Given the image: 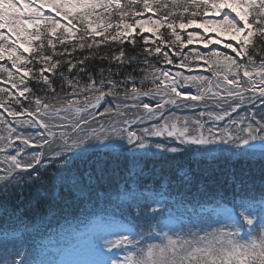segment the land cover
Returning a JSON list of instances; mask_svg holds the SVG:
<instances>
[{
  "label": "snow or ice",
  "instance_id": "snow-or-ice-1",
  "mask_svg": "<svg viewBox=\"0 0 264 264\" xmlns=\"http://www.w3.org/2000/svg\"><path fill=\"white\" fill-rule=\"evenodd\" d=\"M145 13L158 15L155 19L143 18ZM114 19L118 21L115 25ZM193 28L203 31L189 30ZM145 32L156 38L150 41ZM137 36L140 52L136 51ZM66 42L71 43V51ZM200 43L204 48L222 45L230 50L195 52V58L209 65L211 79L157 66L162 61L177 68L188 67L190 58L184 49ZM58 44L62 51H57ZM101 45L109 51L103 52ZM77 50L80 55L73 56ZM66 55L71 58L66 59ZM97 58L99 65H92ZM0 78L15 90L13 93L0 87V109L18 125L35 129L26 134L9 128L7 137L0 136V153L12 148L13 134L20 141L14 154L3 157L7 167L0 174V193L5 199L0 215L13 211L8 205L11 198L17 204L14 214H24L26 198L16 189L27 183L29 188L36 185L39 191V186L46 183L43 177L49 175L46 165L56 168L54 180L72 200L101 199V186L120 163L126 165L129 175L140 168L151 151L147 137L166 134L185 146L156 143L161 153L184 155L190 145H217L229 161L234 157L247 161L257 155L264 159V0H0ZM221 84L226 95L216 91L212 96L220 111L199 113V117L207 115L211 123L200 118H184L181 123L174 114L165 116V105L195 108L213 86L220 89ZM186 85L195 87L196 94H191V87ZM143 97L151 99L144 102ZM157 97L153 108L152 99ZM245 103L255 110L234 117ZM222 104L227 107L222 108ZM22 114L28 119H18ZM225 119L227 123L221 125ZM152 120L163 123H153L139 132L132 128ZM8 123L0 115V124ZM113 137L131 146L127 159L115 153L123 146ZM200 155H210V150L204 147ZM207 176L211 184L215 177L212 172ZM229 178L247 193L244 176L238 177L232 170ZM184 179L192 182L187 173ZM256 199L245 195L239 204L233 201L231 223L212 221L206 227L161 230L154 237L158 242L147 245L142 244V237L136 239L131 234L107 240L103 247L111 251L127 246V254L120 260L104 258L98 248L101 258L91 264H264V184L259 210L252 202ZM148 208L144 206L142 216ZM149 228L151 235L155 229ZM0 264L44 262L4 258Z\"/></svg>",
  "mask_w": 264,
  "mask_h": 264
},
{
  "label": "trees",
  "instance_id": "trees-1",
  "mask_svg": "<svg viewBox=\"0 0 264 264\" xmlns=\"http://www.w3.org/2000/svg\"><path fill=\"white\" fill-rule=\"evenodd\" d=\"M157 15L145 13L143 18L149 16L156 18ZM117 22L115 19L113 20L114 25ZM161 31L163 32L165 29H161ZM143 35L156 38L147 32ZM97 39L100 38L97 37ZM136 39V51L140 52L139 36ZM66 43L71 51V43ZM113 47H119V45H113ZM62 50V46L58 44L57 51ZM101 50L109 51L105 45H101ZM72 55L79 56L80 51L77 50ZM65 58L71 57L66 55ZM153 62L155 63V61ZM99 63L98 58L91 62L94 66H98ZM161 64H163L162 61L157 66ZM104 66L107 67V62ZM4 79L0 78V87H7L14 93L15 90L11 89L10 84H6ZM84 79L86 80V77ZM137 79L139 80V77ZM7 99L8 97H5V100ZM12 107L16 106L13 104ZM0 110L4 112L3 109ZM4 117L10 123L0 124V136L7 137L9 128H16L17 132H35V129L30 126L18 125L6 112H4ZM18 119L25 120L28 117L22 114ZM11 139L12 148L0 153L2 154L0 156V174H3L2 169L7 167L2 158L9 152L14 154L15 147L20 144V141L15 139V134ZM29 147H34V145ZM115 153H122L125 159L130 156V152L126 150L125 152L115 150ZM210 153L205 156L192 151H185L184 155L170 152L155 153V155L148 153V157L140 165V168L134 169L131 175L127 172L126 165L120 163L116 173L101 186V192L104 194L102 198L91 202L72 200L60 182L54 180L56 168L46 165L49 175L43 177L46 183L39 186V191H37L36 185L29 188L27 183H22L21 187L16 189L17 192L22 191L26 198L23 202L24 214H14L17 204L15 199L11 198L8 200V205L13 211L7 215H0V260L7 258L25 262L43 261L45 248L49 247L52 251L56 247L58 250L65 241L71 240V237L83 226V222L95 215L112 214L113 217L125 218L132 222L136 228L143 230L142 236H147L144 230L149 226L155 229L153 231L155 234L161 230L170 232V227L159 220V217L161 219L166 214H181L184 218L183 229L187 230L195 225L194 219L191 218L192 213L207 203L227 201L233 205V201L239 204L240 198L245 195L259 198L261 185L264 184V159L255 157L245 161L234 157L229 161L224 159L226 154H222L219 148L213 149ZM59 166L58 164L57 167ZM232 170L235 171L236 176H244L248 181L247 193L231 182L229 177ZM41 171L43 172V168ZM208 172H212L215 177L211 184H209ZM185 173L189 174L192 182L184 179ZM35 175L36 173H33V176ZM155 195L157 196L155 197ZM160 195H165L161 208L157 204ZM29 202L32 205L31 209ZM4 203L5 199L0 193V205ZM145 205L149 206L148 213L142 216L141 212ZM33 212L37 214L33 215ZM200 214L205 213L200 211ZM207 217L209 218V213ZM256 222L260 223L257 217ZM198 229L192 228L193 231H198ZM51 238L54 241H50Z\"/></svg>",
  "mask_w": 264,
  "mask_h": 264
},
{
  "label": "rangeland",
  "instance_id": "rangeland-1",
  "mask_svg": "<svg viewBox=\"0 0 264 264\" xmlns=\"http://www.w3.org/2000/svg\"><path fill=\"white\" fill-rule=\"evenodd\" d=\"M44 11L45 13L50 12L49 9H44ZM152 18L155 19V17H152ZM189 30L190 31H201V32L203 31V30H197L194 28L189 29ZM208 35L211 36L214 34L209 33ZM149 37L153 39L152 36H149ZM222 38L227 39L226 37H222ZM212 48H215L216 50H224L222 45L220 46L210 45L209 48H204L202 43L189 45L187 49L186 48L184 49V52L188 54L190 58L188 67L177 68L174 65H171V66L165 65L164 63L159 65L158 67L162 69H171L173 73H175L176 71H180L183 73V75H186V76L187 75H204L211 79L212 73L207 70L209 65L205 64L204 60L195 58V52L198 51V52L207 53ZM224 51H230V50H224ZM176 63H179L178 58L176 60ZM215 83L216 81L213 80V85H215ZM204 86L207 87V85H204ZM185 87H191L192 89L191 94L193 95L196 94V88L192 87V85H186ZM223 87H224L223 84H221L220 89H217L215 86H213L211 92L207 94L204 101L196 102L198 106L195 108H191V107L186 108L183 106L177 108L172 105H165V108H164L165 116H170L174 114L175 117L180 118L181 123L183 122L184 118H189L190 120L200 118L202 121L211 123L210 121H208L207 115H205L204 117H199V113L202 111L204 112L215 111L218 113L220 111V108H217L215 106V102L212 99V96H213V93H215L216 91H220L221 96L226 95V93L222 90ZM73 98H76V97H73ZM108 99L113 100V99H110V97H108ZM142 99L144 100V102H147L151 98L143 97ZM157 99H159V97H157L156 99H152V103L150 105L151 107L155 108ZM216 99L218 100L219 97H217ZM120 102H123V101H120ZM128 103H132V101H129ZM258 103L259 102L257 101V104ZM114 106L115 105L113 104V107ZM221 107L222 108L227 107V105L222 104ZM246 110L254 111L255 109H253L250 103H245L240 109H238L237 113H233V116L235 117L237 115H244ZM131 111H135V110L133 109ZM0 115L4 116V112L2 110H0ZM153 123H163V120L144 121L143 123H137V124L132 125V128L139 132L140 129L144 127H150ZM226 123H227V119H225V121L220 122L221 125L226 124ZM57 131H59V129H57ZM24 133L32 134L34 132L32 131L29 133V132L24 131ZM112 139L117 145L123 146V147L116 148V150L123 149L127 151L128 149H131V146L127 144L126 140H118L116 137H113ZM146 140L151 145V151L149 153H155V152L161 153L159 150L155 148L156 143H163V144H168L170 146H176V147H181V148L185 147V146L179 145V143L176 142L174 138L167 137L166 134L162 137H147ZM93 143H95V141H93ZM204 147H206L207 149L210 150V152H212L213 149L219 148L220 146L190 145V146H187L186 151L201 153V150ZM132 150L136 151L137 153L145 151L143 149H140V150L132 149ZM255 151L257 153L260 152V150H255ZM1 155L2 154H0V156ZM256 157H259V155H257ZM164 197H165L164 195L160 196L159 200L160 199L163 200ZM211 208L214 209V211L211 212L212 218L209 219L207 217V214L209 213L208 211ZM203 209H204L203 213L205 214L196 213L194 215L195 225L198 223L200 227H205L207 226V223L212 222V221L231 223L229 216L233 214L234 209L230 207L229 205L225 203H220V204L212 203V204H207ZM165 221H169L170 223V218H165ZM172 223L178 224V221L174 222L172 220ZM170 232H172L171 228H170ZM129 234H131L133 237H137L138 235H140L139 231L133 229V227L129 224H124L123 222H119V221H116L114 223H109V222L103 221V219H100L96 222H93L87 225V228L84 231H82V233H79L77 235V236L79 235L81 236L74 239L69 245L64 246L65 247L64 249L57 250V248L54 247V249L51 251L49 247L45 248L44 249L45 256H44L43 262L44 264H91V262L96 261L101 258L97 254L98 248L101 251H103L104 258L110 257L112 259L120 260L127 254V246H122L120 248H114L111 251H109L106 247H103V246L107 240L116 239L120 235H129ZM94 235L96 236L94 237ZM141 237H142L143 245H147L150 243V237H147V236H140V237H137L136 239H141ZM50 241H54V239L51 238Z\"/></svg>",
  "mask_w": 264,
  "mask_h": 264
},
{
  "label": "water",
  "instance_id": "water-1",
  "mask_svg": "<svg viewBox=\"0 0 264 264\" xmlns=\"http://www.w3.org/2000/svg\"><path fill=\"white\" fill-rule=\"evenodd\" d=\"M259 142H257V144H258ZM256 149H260L259 147H257Z\"/></svg>",
  "mask_w": 264,
  "mask_h": 264
},
{
  "label": "bare ground",
  "instance_id": "bare-ground-1",
  "mask_svg": "<svg viewBox=\"0 0 264 264\" xmlns=\"http://www.w3.org/2000/svg\"><path fill=\"white\" fill-rule=\"evenodd\" d=\"M157 195H155V197H156Z\"/></svg>",
  "mask_w": 264,
  "mask_h": 264
}]
</instances>
